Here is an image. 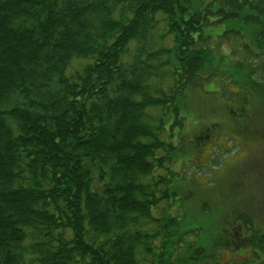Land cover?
Listing matches in <instances>:
<instances>
[{"label":"trees","instance_id":"trees-1","mask_svg":"<svg viewBox=\"0 0 264 264\" xmlns=\"http://www.w3.org/2000/svg\"><path fill=\"white\" fill-rule=\"evenodd\" d=\"M242 23L264 53V0H0V264L206 257L175 163L187 91Z\"/></svg>","mask_w":264,"mask_h":264},{"label":"rangeland","instance_id":"rangeland-1","mask_svg":"<svg viewBox=\"0 0 264 264\" xmlns=\"http://www.w3.org/2000/svg\"><path fill=\"white\" fill-rule=\"evenodd\" d=\"M235 27L238 33L229 40L222 36L215 42L220 48L209 55L202 71L207 79L191 87L185 101L187 135L175 163L188 196L189 217L183 225L196 226L199 233L193 241L199 239L208 249L206 257L191 264L214 261L218 252L230 259L244 254L239 244L216 246L223 235L226 241H239L241 236L227 229L239 228L238 214L256 217L264 234V65L253 73L248 67L257 63L249 60L252 55L264 53L251 34L253 26ZM223 30V24L216 25L212 33L215 37ZM206 130L212 136L196 147L191 137Z\"/></svg>","mask_w":264,"mask_h":264},{"label":"flooded vegetation","instance_id":"flooded-vegetation-1","mask_svg":"<svg viewBox=\"0 0 264 264\" xmlns=\"http://www.w3.org/2000/svg\"><path fill=\"white\" fill-rule=\"evenodd\" d=\"M237 217L238 218L235 220L240 224L239 228L234 229V225H229L227 229L235 230L237 235L241 236L239 241L236 242L234 238L226 241V237L223 235L224 240H219L216 246L219 244L224 247L229 243L233 245L239 244L240 247L244 248V254L239 255L236 253V256L230 259L228 257L224 258V254L221 255V253L218 252V254L216 253L217 256L214 261H207V259L205 262H201V264H264V234L261 233L257 226L256 217L252 214H238ZM220 256L222 259H220Z\"/></svg>","mask_w":264,"mask_h":264}]
</instances>
